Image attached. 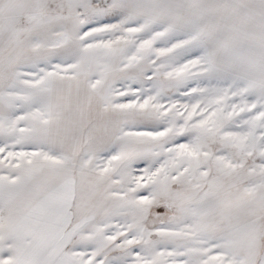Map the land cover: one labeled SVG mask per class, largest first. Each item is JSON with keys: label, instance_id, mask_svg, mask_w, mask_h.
I'll return each instance as SVG.
<instances>
[{"label": "snow or ice", "instance_id": "snow-or-ice-1", "mask_svg": "<svg viewBox=\"0 0 264 264\" xmlns=\"http://www.w3.org/2000/svg\"><path fill=\"white\" fill-rule=\"evenodd\" d=\"M0 264H264V0H0Z\"/></svg>", "mask_w": 264, "mask_h": 264}]
</instances>
